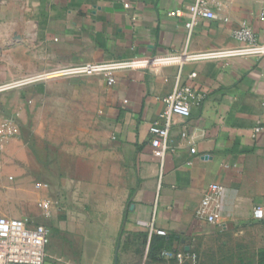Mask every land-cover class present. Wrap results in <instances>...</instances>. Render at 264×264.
Here are the masks:
<instances>
[{
	"label": "crops",
	"instance_id": "obj_1",
	"mask_svg": "<svg viewBox=\"0 0 264 264\" xmlns=\"http://www.w3.org/2000/svg\"><path fill=\"white\" fill-rule=\"evenodd\" d=\"M192 2L0 0V85L60 66L230 49L241 26L264 44V0H208L216 19L189 33L186 15L170 14ZM263 67L264 57L202 60L119 71L111 86L88 75L0 93V177L22 188L21 216L1 217L48 230L45 264H176L164 253L264 264V221L252 217L264 206ZM178 76L195 98L189 117H171L159 160L149 126L164 124ZM212 184L224 190L216 224L195 217Z\"/></svg>",
	"mask_w": 264,
	"mask_h": 264
},
{
	"label": "built area",
	"instance_id": "obj_2",
	"mask_svg": "<svg viewBox=\"0 0 264 264\" xmlns=\"http://www.w3.org/2000/svg\"><path fill=\"white\" fill-rule=\"evenodd\" d=\"M128 4H124L128 8ZM186 15L185 27L189 33L201 20H215L216 14L209 7L208 0H193L187 11L172 12L171 16ZM233 39L238 43L237 47L224 50H211L200 53H190L187 50L173 52L164 56H148L138 59L114 60L109 62H95L75 66H60L46 72L27 76L13 83L0 85V93L11 89L22 88L28 85L43 83L49 80L73 78L80 76H101L107 85L115 83L114 74L124 70H149L158 66L177 64L182 66L187 62L202 60H221L231 58L264 57V44L257 42L253 31L247 26H241L233 31ZM195 74H191L193 78ZM261 76L264 78V67ZM195 98L194 90L190 85L181 83L180 76L176 78L174 88L162 101L164 109L159 115L158 121L149 126L151 147L153 156L162 160L165 154L171 150L169 145L170 119L173 115L189 117ZM257 131V130H256ZM183 137L186 134H182ZM5 139V134L0 130V142ZM195 153L194 149L190 150ZM223 187L217 184L209 186L204 193L195 217L210 224L219 223L218 207L223 194ZM46 207V205H43ZM252 217L256 221H264V206L256 207L252 211ZM151 232L158 236H165L161 230ZM49 244V232L42 225H31L26 220L0 216V264H45L47 246ZM163 256L173 260L176 264H185L182 254H168Z\"/></svg>",
	"mask_w": 264,
	"mask_h": 264
},
{
	"label": "rangeland",
	"instance_id": "obj_3",
	"mask_svg": "<svg viewBox=\"0 0 264 264\" xmlns=\"http://www.w3.org/2000/svg\"><path fill=\"white\" fill-rule=\"evenodd\" d=\"M21 138H19V142ZM6 143H0V174L5 173V157L6 153L4 149ZM12 181L8 179H1L0 177V210H2V215L0 216H21L22 213V203L18 200L22 188L13 186ZM15 195V196H13ZM17 195V196H16ZM15 198V199H13ZM18 200V201H17Z\"/></svg>",
	"mask_w": 264,
	"mask_h": 264
}]
</instances>
